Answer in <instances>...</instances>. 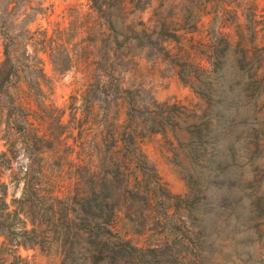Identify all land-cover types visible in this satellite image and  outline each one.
<instances>
[{"label": "rangeland", "instance_id": "1", "mask_svg": "<svg viewBox=\"0 0 264 264\" xmlns=\"http://www.w3.org/2000/svg\"><path fill=\"white\" fill-rule=\"evenodd\" d=\"M0 68L8 211L27 183L33 205L68 201L71 219L110 231L96 264H114L122 243L138 251L121 264L194 263L163 244L185 236L175 198L200 171L189 149L205 146L211 172L218 158L226 169L209 185L202 264H264V218L251 235L248 198L222 210L243 192L264 197V0H0ZM204 122L207 144L193 134ZM15 252L62 263L56 244Z\"/></svg>", "mask_w": 264, "mask_h": 264}, {"label": "trees", "instance_id": "2", "mask_svg": "<svg viewBox=\"0 0 264 264\" xmlns=\"http://www.w3.org/2000/svg\"><path fill=\"white\" fill-rule=\"evenodd\" d=\"M92 1L94 4L97 2V0ZM1 68L0 90L8 81V75H1ZM170 118H172L170 114L162 118V125L169 122ZM203 124V127L195 126L193 134L198 142L207 144L212 128L207 122ZM190 149L187 157L195 159V162L199 164L200 171L195 174L191 169L187 171L185 176L187 193L184 197L175 198L178 201V210L181 211L178 219L181 220L182 225H187V230L184 232L185 236L180 240L165 242L163 247L168 251L176 248L177 252L184 249L192 250L196 253L197 261L194 263L180 262V264H202L201 254L206 247L209 235L207 217L212 198L209 193V185L225 172L226 167L222 166L218 158L215 165L217 167L212 173L209 165L210 158L206 157V147L201 149V154L198 153V149L193 150L192 147ZM250 153H252L250 155L252 158L254 151ZM33 195H35V191L26 183L22 197L12 202L14 206L12 211H8L10 205L6 204L4 199H0V238L3 239L0 244V264H27L24 259L14 255L15 250L19 248L29 250L38 247L43 251L49 249L52 244L58 246L62 259L61 264H96V260H98L94 249L96 239L107 238L110 231L105 229L102 224L96 223V219L81 218L79 222L71 219L68 201L44 196L39 199L41 206L37 207L29 202ZM244 196L249 199L245 205V225L251 235H254L257 221L264 218V197L259 196L255 191L243 192L241 197L235 198V201L224 202L222 210L231 209V206L237 204V200H241ZM155 198L158 199V196ZM104 209L100 208L101 216ZM91 210L90 205L82 204L77 212L78 215L87 216ZM73 211L76 214V211ZM113 250L111 260L115 262L114 264H121L122 257L118 256L120 252L131 254L138 251L130 248L126 243L119 244Z\"/></svg>", "mask_w": 264, "mask_h": 264}]
</instances>
